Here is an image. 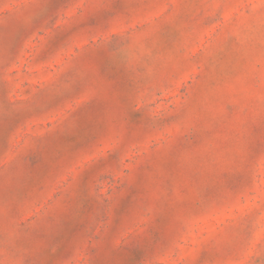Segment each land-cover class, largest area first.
Here are the masks:
<instances>
[{
  "label": "rangeland",
  "instance_id": "rangeland-1",
  "mask_svg": "<svg viewBox=\"0 0 264 264\" xmlns=\"http://www.w3.org/2000/svg\"><path fill=\"white\" fill-rule=\"evenodd\" d=\"M0 264H264V0H0Z\"/></svg>",
  "mask_w": 264,
  "mask_h": 264
}]
</instances>
